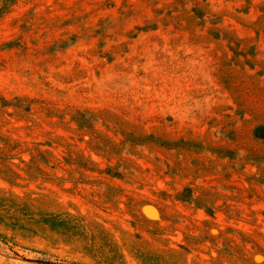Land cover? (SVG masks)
I'll use <instances>...</instances> for the list:
<instances>
[{"label":"rangeland","instance_id":"374dc122","mask_svg":"<svg viewBox=\"0 0 264 264\" xmlns=\"http://www.w3.org/2000/svg\"><path fill=\"white\" fill-rule=\"evenodd\" d=\"M0 264H264V0H0Z\"/></svg>","mask_w":264,"mask_h":264},{"label":"trees","instance_id":"16d2710c","mask_svg":"<svg viewBox=\"0 0 264 264\" xmlns=\"http://www.w3.org/2000/svg\"><path fill=\"white\" fill-rule=\"evenodd\" d=\"M17 206H18V204H16V203H14V205L12 207H10L8 205L1 206V207H4L7 209V214L9 213V214L14 215L13 217H11V220L13 222H15L16 225H18L20 222L17 218L21 217V214L19 213V211L16 210ZM40 213H41L40 214L41 216L39 215V213L37 211L29 210L27 215L35 217L36 220H40L44 227H48V228L56 227L59 231H63L64 234L72 235L73 229L70 227V225L68 223V219L66 218V216H61L59 218H56V215L54 213H46V212H40ZM40 217H41V219H40ZM74 224L77 226L75 231L79 232V230H80L79 227H81V226L78 225L77 221ZM92 241L94 243L96 242L95 239Z\"/></svg>","mask_w":264,"mask_h":264}]
</instances>
